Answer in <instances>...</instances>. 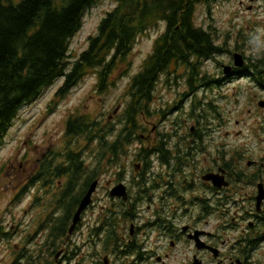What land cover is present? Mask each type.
Returning <instances> with one entry per match:
<instances>
[{"label": "flooded vegetation", "instance_id": "obj_1", "mask_svg": "<svg viewBox=\"0 0 264 264\" xmlns=\"http://www.w3.org/2000/svg\"><path fill=\"white\" fill-rule=\"evenodd\" d=\"M240 53L245 67L234 68L218 82L223 85L227 80L247 77L250 84L264 90V66H254L245 51ZM234 63L232 60L230 65ZM209 132L214 131L193 128L163 138L153 137L159 134L156 131L151 137L142 135L147 150L153 152L158 149L152 146L163 139L166 162L161 164L153 153L151 164L140 163L134 171L127 163L100 165L83 155L81 164L59 163L61 156L45 153L30 177L45 212L40 249L56 251L57 264L62 262L59 253L68 262L76 254L74 250L80 249L73 243L76 237L87 232L86 262L93 264H264V148L259 152L232 150L216 148L213 143L211 148ZM204 160L210 162L206 167L200 165ZM155 161L161 172L156 171ZM110 173L118 178L107 194L114 207L106 206L96 225L88 226L87 216L97 202L101 180ZM209 175L214 179H206ZM96 181L92 203L70 232L84 197ZM119 184L127 187V198L111 196ZM147 216L149 219L140 223ZM112 217L118 226L113 234ZM64 219H69L67 227L58 228ZM51 233L65 237L51 246Z\"/></svg>", "mask_w": 264, "mask_h": 264}, {"label": "rangeland", "instance_id": "obj_2", "mask_svg": "<svg viewBox=\"0 0 264 264\" xmlns=\"http://www.w3.org/2000/svg\"><path fill=\"white\" fill-rule=\"evenodd\" d=\"M115 7L114 0H101L88 10L83 28L71 43L72 61L87 50L89 37L97 34L100 22ZM195 15L196 25L212 32L217 45L223 50L205 61L199 73L191 75L184 68H178L163 75L154 97L156 113L150 122L144 123L145 134L148 135L149 130L152 133L154 129L157 132L172 131L176 128L173 123L180 132H189L196 126L191 113H202L206 119H211L207 123V131H214L209 132L211 148L214 144L216 148L259 152L264 148V105L261 104L264 90L250 84L247 77L227 80L223 85L216 81L225 79L223 68L231 63L235 52H240L236 50L245 51L252 59L264 58V0H215L210 6L198 5ZM165 30L166 26L162 24L137 41L130 55L132 65L129 73L119 76L109 93L99 95L96 90L97 76L90 74L60 102H57L56 94L64 79H59L36 100L23 106L7 134L5 144L0 147V264H22L20 254L23 251L34 252L44 243L40 224L45 212L36 199L37 189L30 177L45 153L54 152L59 156L65 150L68 117L89 113L118 124L128 98L125 96L126 88ZM191 78V82L197 84L193 90L188 86ZM200 78L205 80L199 83ZM148 137H151L150 133ZM146 144L137 142L123 155V163L129 165L130 171L140 165L136 153ZM209 163L204 160L200 165L206 167ZM155 168L161 172L156 161ZM114 173L101 180L97 202L87 216L88 226L89 223L96 225L106 206L114 207V202L107 196L110 185L118 184ZM147 206H144L145 210ZM148 219L149 216L140 223ZM156 236V233L152 235V241ZM73 243H78L80 249L74 250L76 254L68 262L62 260L63 254H60L58 259L62 262L58 264H93L92 261L86 262L89 252L84 249L87 232H82ZM95 254L98 253H92L93 256ZM40 255L46 264H57L45 249ZM99 258L103 259L102 256Z\"/></svg>", "mask_w": 264, "mask_h": 264}, {"label": "trees", "instance_id": "obj_3", "mask_svg": "<svg viewBox=\"0 0 264 264\" xmlns=\"http://www.w3.org/2000/svg\"><path fill=\"white\" fill-rule=\"evenodd\" d=\"M100 1L0 0V147L22 107L59 79L64 84L56 94L57 102L90 74L97 76L98 94L109 93L119 76L129 73L137 41L164 24L165 32L126 88L128 98L119 123L89 113L72 114L66 122L65 163L81 164L82 155H89L93 163L117 166L121 153L141 138L154 114L153 96L163 73L181 66L198 70L223 50L212 32L196 25L197 6H210L215 0H114L116 7L102 19L97 34L89 37L87 50L72 61V40L83 28L88 10ZM263 60L257 61L258 67L264 66ZM152 148L158 150L140 151V161L151 164L154 153L164 164L163 139ZM115 220L111 218L112 234L118 227ZM68 221H60L57 227H67ZM64 237L51 233L49 243L53 246ZM41 252H30L24 264H46ZM48 253L56 255L53 249Z\"/></svg>", "mask_w": 264, "mask_h": 264}, {"label": "water", "instance_id": "obj_4", "mask_svg": "<svg viewBox=\"0 0 264 264\" xmlns=\"http://www.w3.org/2000/svg\"><path fill=\"white\" fill-rule=\"evenodd\" d=\"M235 61H236V65L237 66H243V61H242V56L240 54L235 55ZM229 69H227V73H229ZM207 179H212L213 175H209L208 177H206ZM96 185L97 183L93 184L91 189L89 190L88 194L86 195V197L83 199L82 204L75 216V220H74V225L72 227V229H74V227L76 226V224L80 221L81 219V214L82 212L90 205L91 201H92V195L95 192L96 189ZM112 195L113 196H123V197H127V193H126V187L124 185H119L117 187L114 188V190L112 191Z\"/></svg>", "mask_w": 264, "mask_h": 264}]
</instances>
